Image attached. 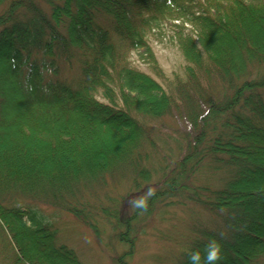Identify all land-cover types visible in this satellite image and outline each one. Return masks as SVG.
<instances>
[{
    "label": "trees",
    "instance_id": "1",
    "mask_svg": "<svg viewBox=\"0 0 264 264\" xmlns=\"http://www.w3.org/2000/svg\"><path fill=\"white\" fill-rule=\"evenodd\" d=\"M169 9L184 66L162 84L127 54L149 55L144 29ZM169 116L186 128L183 146L153 185L147 124ZM202 170L213 180L198 183ZM122 174L140 197L101 219L126 249L114 264L134 252L132 226L175 203L204 219L173 264H193L195 252L207 264L211 241L216 264L264 253V0H0V259L82 264L36 206L96 233L73 203Z\"/></svg>",
    "mask_w": 264,
    "mask_h": 264
},
{
    "label": "rangeland",
    "instance_id": "2",
    "mask_svg": "<svg viewBox=\"0 0 264 264\" xmlns=\"http://www.w3.org/2000/svg\"><path fill=\"white\" fill-rule=\"evenodd\" d=\"M180 3L184 4L185 0H180ZM178 19H181L178 13L169 9L163 17H158L144 29V41L150 53L144 54L141 50L129 52L127 56L131 67L162 84L173 75L181 74L183 59L171 38L172 25L176 24L173 20ZM95 96L105 101L99 93ZM175 119L174 116L163 117L152 119L147 124L154 132V144L147 152L144 167L151 174L149 183L153 185L162 178L164 171L173 168L180 156L179 146H183L182 137L186 128L180 127L181 123ZM213 178L210 171L202 170L196 181L204 183ZM131 181L130 174L114 175L101 186L91 185L89 189L79 191L78 201L73 204L94 222L97 220L96 233L60 209L42 204L36 207L50 220L59 243L75 251L82 264H114L113 257L121 256L126 249L111 238L110 230L101 219L105 214H113L123 208L121 205L125 199H130L125 209L136 203L140 196H130L133 189ZM202 219L203 214L189 204L175 203L166 209H156L132 226L137 231L135 229L134 252L128 264H173L190 236L191 227ZM0 264H4L2 258ZM251 264H264V253L254 258Z\"/></svg>",
    "mask_w": 264,
    "mask_h": 264
},
{
    "label": "clouds",
    "instance_id": "3",
    "mask_svg": "<svg viewBox=\"0 0 264 264\" xmlns=\"http://www.w3.org/2000/svg\"><path fill=\"white\" fill-rule=\"evenodd\" d=\"M144 201L141 200L138 202V206H143ZM193 264H199V261L201 259L199 252H195L192 254L191 257ZM207 264H216V262L220 259V250L219 246L216 244L215 241H211L207 245Z\"/></svg>",
    "mask_w": 264,
    "mask_h": 264
}]
</instances>
